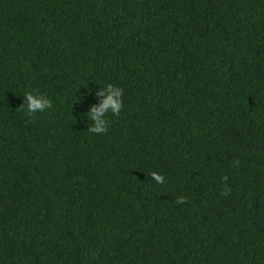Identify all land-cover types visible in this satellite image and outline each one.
<instances>
[{
	"label": "trees",
	"instance_id": "1",
	"mask_svg": "<svg viewBox=\"0 0 264 264\" xmlns=\"http://www.w3.org/2000/svg\"><path fill=\"white\" fill-rule=\"evenodd\" d=\"M0 264H264V0H0Z\"/></svg>",
	"mask_w": 264,
	"mask_h": 264
},
{
	"label": "clouds",
	"instance_id": "2",
	"mask_svg": "<svg viewBox=\"0 0 264 264\" xmlns=\"http://www.w3.org/2000/svg\"><path fill=\"white\" fill-rule=\"evenodd\" d=\"M101 85H103L102 90L95 92V95L100 99V103L91 105L85 113L87 120L90 121L87 130L96 135L107 134L110 128L108 116L110 114L118 116L124 108V89L111 83ZM20 108L27 116L33 117L37 113L52 110L53 102L46 95L36 92H25L23 94V104ZM151 179L161 185L165 183L164 175L156 172L151 174ZM176 203H187V197H177Z\"/></svg>",
	"mask_w": 264,
	"mask_h": 264
}]
</instances>
